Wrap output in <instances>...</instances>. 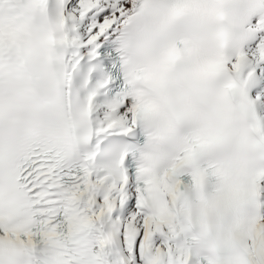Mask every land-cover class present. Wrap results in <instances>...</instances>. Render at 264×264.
Here are the masks:
<instances>
[{
  "label": "snow or ice",
  "instance_id": "1",
  "mask_svg": "<svg viewBox=\"0 0 264 264\" xmlns=\"http://www.w3.org/2000/svg\"><path fill=\"white\" fill-rule=\"evenodd\" d=\"M0 264H264V0H0Z\"/></svg>",
  "mask_w": 264,
  "mask_h": 264
}]
</instances>
